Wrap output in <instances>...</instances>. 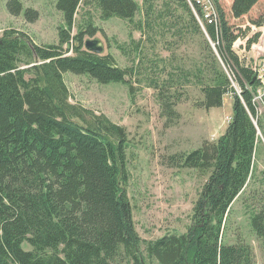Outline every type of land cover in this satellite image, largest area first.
Instances as JSON below:
<instances>
[{
    "label": "trees",
    "instance_id": "trees-1",
    "mask_svg": "<svg viewBox=\"0 0 264 264\" xmlns=\"http://www.w3.org/2000/svg\"><path fill=\"white\" fill-rule=\"evenodd\" d=\"M258 1L233 0L231 13L241 17ZM81 3L97 6L103 18L134 22L141 12L140 28L155 29L164 13L163 23L172 22L180 37H201L202 57L195 67L180 66L179 73L171 70L168 77L149 81L164 115L177 114L174 105L182 92L173 90L176 81L181 88L189 81L200 85L201 105L207 108L223 105L226 94L233 97L232 117L217 140L172 155L207 174L184 232L151 239L140 235L124 189L125 126L70 100L66 71L128 83L137 69L118 65L112 53L84 48V36L98 30L91 19L71 35ZM163 4L164 9L156 0H58L65 19L58 43H36L23 30L8 29L0 36V264H256L252 245L243 238L228 242L225 233L233 201L257 179L264 119H253V94L262 81L237 52L234 43L242 33L220 0H213L216 20H205L204 28L188 0ZM7 7L15 15L23 10L20 0H8ZM38 15L31 7L25 10L31 21ZM253 23L264 25V13ZM257 36L248 38V47ZM119 47L129 55L123 44ZM243 201L264 246V189L251 190Z\"/></svg>",
    "mask_w": 264,
    "mask_h": 264
},
{
    "label": "rangeland",
    "instance_id": "rangeland-1",
    "mask_svg": "<svg viewBox=\"0 0 264 264\" xmlns=\"http://www.w3.org/2000/svg\"><path fill=\"white\" fill-rule=\"evenodd\" d=\"M7 1L0 0V36L5 30L14 29L27 32L39 44L59 42V28L65 24V19L57 6L58 0H20L23 10L17 15L9 11ZM232 1L220 0L229 21L242 33L234 46L246 64L253 69L259 66V71L263 70L261 74H264V25L253 23V19L264 13V0H259L241 17L232 15ZM156 3L164 9L163 0H156ZM27 7L39 11L35 20L25 16ZM142 17L143 14L138 12L134 22L118 16L103 18L97 6L81 3L71 35H75L83 23L91 19L98 30L93 36L85 35L84 40L100 37L105 46L103 54L112 53L118 65H135L137 69L128 83H104L88 73L73 71H66L64 77L72 102L97 113H105L112 121L125 126L128 177L124 189L133 205L137 230L143 238L151 239L168 232L187 230L207 174L174 161L172 155L189 153L205 140H217L232 117L233 97L226 94L223 105L207 108L201 105L203 92L200 85L189 81L181 88L180 82L176 81L173 90L182 92L181 99L174 105L177 114L174 117L164 115L158 90L149 85V81L152 77L164 79L171 70L179 73L180 66L186 69L195 67L194 64L202 57V39L195 33L184 38L177 35L172 22L163 23L166 19L164 13L155 29L137 27ZM256 36L258 39L248 47V38ZM210 43L213 48L216 47L213 40ZM122 44L129 55L119 47ZM227 71L234 80L233 74ZM254 119L257 121L255 116ZM258 132L262 135L259 127ZM262 151L256 170L257 179H252L243 195L250 194L251 190H258L260 194L264 189L260 180L264 170V149ZM243 195L231 205L225 239L236 242L238 238H243L254 248L256 264H264V246L250 224V209L246 207ZM23 245L31 248L27 243Z\"/></svg>",
    "mask_w": 264,
    "mask_h": 264
},
{
    "label": "built area",
    "instance_id": "built-area-1",
    "mask_svg": "<svg viewBox=\"0 0 264 264\" xmlns=\"http://www.w3.org/2000/svg\"><path fill=\"white\" fill-rule=\"evenodd\" d=\"M188 1L191 3L193 7H194V3H197L201 7L202 17H204L210 22L213 19L216 20V18L214 17V13H213V6L208 5L206 0H188ZM261 71L263 70H260L258 72H259V77L262 78V83L253 94V101H254V104L257 110L256 118L261 116L260 115L262 114L261 112H263L264 114V74H261ZM253 119H254V116H253ZM255 123H257L256 120H255Z\"/></svg>",
    "mask_w": 264,
    "mask_h": 264
},
{
    "label": "water",
    "instance_id": "water-1",
    "mask_svg": "<svg viewBox=\"0 0 264 264\" xmlns=\"http://www.w3.org/2000/svg\"><path fill=\"white\" fill-rule=\"evenodd\" d=\"M84 48L89 51L102 54L105 49V46L100 37H88L84 40ZM214 49L215 51H217L215 46Z\"/></svg>",
    "mask_w": 264,
    "mask_h": 264
},
{
    "label": "bare ground",
    "instance_id": "bare-ground-1",
    "mask_svg": "<svg viewBox=\"0 0 264 264\" xmlns=\"http://www.w3.org/2000/svg\"><path fill=\"white\" fill-rule=\"evenodd\" d=\"M207 1V4L209 5V3H210V6H213V13H215V10H214V5H213V0H206ZM191 4V3H190ZM192 6V5H191ZM193 7V6H192ZM193 9H194V11H195V14H196V16H197V18H198V20L200 21V23L202 24V27L204 28V21L205 20H207V19H205L204 17H202V15L198 12V10L196 9V7H195V5H194V7H193ZM200 17V18H199ZM257 68L258 69H255L256 70V72H257V75H258V77H259V66H257ZM260 79H261V81H262V78L261 77H259Z\"/></svg>",
    "mask_w": 264,
    "mask_h": 264
}]
</instances>
